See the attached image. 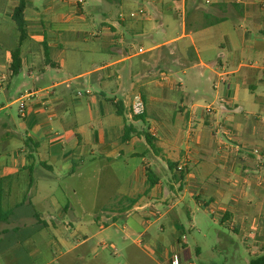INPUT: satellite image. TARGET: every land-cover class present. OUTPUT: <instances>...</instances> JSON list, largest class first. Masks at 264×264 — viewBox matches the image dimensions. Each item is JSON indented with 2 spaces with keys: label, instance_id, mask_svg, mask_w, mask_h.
Returning <instances> with one entry per match:
<instances>
[{
  "label": "crops",
  "instance_id": "obj_1",
  "mask_svg": "<svg viewBox=\"0 0 264 264\" xmlns=\"http://www.w3.org/2000/svg\"><path fill=\"white\" fill-rule=\"evenodd\" d=\"M25 1L22 37L0 0V264H194L183 220L197 258L230 241L209 219L263 251L264 70L237 61L264 59V0Z\"/></svg>",
  "mask_w": 264,
  "mask_h": 264
},
{
  "label": "rangeland",
  "instance_id": "obj_2",
  "mask_svg": "<svg viewBox=\"0 0 264 264\" xmlns=\"http://www.w3.org/2000/svg\"><path fill=\"white\" fill-rule=\"evenodd\" d=\"M160 7H162V5H160ZM229 26L233 28L235 24L231 21L228 25V28L231 29ZM243 30L244 29H241L240 32H242ZM131 43H132V49L130 50L131 54L139 52L140 48H142L143 50H146L149 48V44L145 43V41H139V40L137 41V38L136 40H131ZM223 44H225V42H223ZM224 48L225 50L223 51L225 52L226 55H228L227 54L228 49L222 45L221 49H224ZM149 56H150L149 53L142 54L139 59L148 58ZM1 57L2 55L0 53V74L2 73L3 70H6L5 60L2 59ZM227 58L225 60H227ZM228 61L232 64L231 60H228ZM240 61L241 63L243 62L245 65H248L249 67H251L250 65H252V67L258 68V69H252V68L246 69L245 68L244 70H264V59H256L253 56L247 55L243 59H240L239 61H237V63H240ZM83 65H84L83 68L84 67L87 68V66H85V62ZM237 65L238 64H236V66H231V69H236L238 67ZM50 70H55V69H50ZM182 70H185V69H182ZM181 75L182 73L180 74L173 73V82L177 81V83H179V77ZM45 85L46 84L44 82L37 83L35 85L32 80H27L26 86H24L21 91L22 93H24V91L27 89L33 90L36 88L45 87ZM176 89L179 90L178 87ZM79 90H81V92L84 93L81 99L83 101H86L85 93L87 89L81 86L79 87ZM18 93L19 91L16 90V91H12L11 93L4 92L3 94H0V108L4 107V109L0 111V117H5L7 114H9L12 116L14 122H16L18 127H20L21 122H23V120H20V115H19L20 114V111H19L20 103H17V102L13 103L20 97V94ZM125 174L126 176H128L129 172L127 171L125 172ZM183 225L185 226L188 238L190 239V245H189L190 253H191L190 261L194 264H249L252 260L264 255V250L263 251L259 250L258 252L251 254L248 248L242 243V239L239 235L231 232L230 230L222 227L221 225L214 224L213 222H211V219H209L208 228H209L210 235L212 236V238L215 239L218 234L217 231H220V232L226 233L227 236H229L230 241L227 242L225 237L223 236V240L221 241V244L223 245H220L219 243L217 244V246H215V249H212V250H210L209 248L207 249L203 247L204 250H203L202 255L200 256V258H197L195 254V244L192 241V237L196 236L198 232L191 231V224L189 223L188 220H183Z\"/></svg>",
  "mask_w": 264,
  "mask_h": 264
},
{
  "label": "trees",
  "instance_id": "obj_3",
  "mask_svg": "<svg viewBox=\"0 0 264 264\" xmlns=\"http://www.w3.org/2000/svg\"><path fill=\"white\" fill-rule=\"evenodd\" d=\"M25 8H26V1L19 0V5L15 9L14 16H13V19L22 37H24V35L26 34ZM19 68H20V61H19V55L17 53L13 55V62H12V71L14 75L18 73ZM0 206H2L1 203H0ZM0 221H1V218H0ZM250 264H264V255L252 260Z\"/></svg>",
  "mask_w": 264,
  "mask_h": 264
},
{
  "label": "built area",
  "instance_id": "obj_4",
  "mask_svg": "<svg viewBox=\"0 0 264 264\" xmlns=\"http://www.w3.org/2000/svg\"><path fill=\"white\" fill-rule=\"evenodd\" d=\"M139 13H143V10H141ZM142 52V49H140ZM25 106L22 104L21 110L24 112ZM131 113L135 116H141L144 115L146 112V104L141 96H136L132 105H131Z\"/></svg>",
  "mask_w": 264,
  "mask_h": 264
}]
</instances>
